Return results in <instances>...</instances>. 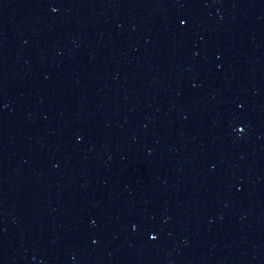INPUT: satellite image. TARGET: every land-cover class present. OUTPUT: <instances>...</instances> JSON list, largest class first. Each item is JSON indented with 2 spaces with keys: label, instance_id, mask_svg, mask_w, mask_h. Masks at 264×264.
<instances>
[{
  "label": "water",
  "instance_id": "obj_1",
  "mask_svg": "<svg viewBox=\"0 0 264 264\" xmlns=\"http://www.w3.org/2000/svg\"><path fill=\"white\" fill-rule=\"evenodd\" d=\"M0 264H264V0H0Z\"/></svg>",
  "mask_w": 264,
  "mask_h": 264
},
{
  "label": "snow or ice",
  "instance_id": "obj_2",
  "mask_svg": "<svg viewBox=\"0 0 264 264\" xmlns=\"http://www.w3.org/2000/svg\"><path fill=\"white\" fill-rule=\"evenodd\" d=\"M153 235H155V234L153 233Z\"/></svg>",
  "mask_w": 264,
  "mask_h": 264
}]
</instances>
